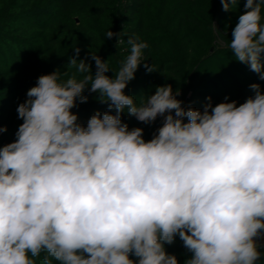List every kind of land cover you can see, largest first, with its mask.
Wrapping results in <instances>:
<instances>
[{
	"label": "clouds",
	"instance_id": "9594fccd",
	"mask_svg": "<svg viewBox=\"0 0 264 264\" xmlns=\"http://www.w3.org/2000/svg\"><path fill=\"white\" fill-rule=\"evenodd\" d=\"M231 36L235 60L264 80V0H245ZM113 37L128 45L118 70L74 47L16 108L22 123L0 145V264H179L166 248L177 237L184 264H264V90L202 109L171 84L138 99L125 89L142 64L157 71L150 45ZM93 93L107 109L85 125L73 109ZM124 115L161 123L146 140Z\"/></svg>",
	"mask_w": 264,
	"mask_h": 264
},
{
	"label": "trees",
	"instance_id": "16d2710c",
	"mask_svg": "<svg viewBox=\"0 0 264 264\" xmlns=\"http://www.w3.org/2000/svg\"><path fill=\"white\" fill-rule=\"evenodd\" d=\"M244 2L238 0L225 12L219 0H0V125L7 127L0 145L15 139L22 123L16 108L26 99V91L41 74L65 71L74 47L80 49L79 58H90L93 52L108 60L113 72L118 70L128 45L117 46L118 37L105 38L108 30L135 33L150 45L145 57L157 71L147 73L142 64L125 89L127 94L139 99L153 94L158 85L171 84L174 91L180 89L178 99L185 106L202 109L208 97L213 104L226 96L244 102L253 95L252 83L264 90V80L236 61L228 47ZM74 71L68 70L69 76ZM96 95L73 109L85 125L93 113L107 109ZM123 120L130 128H144L146 140L161 123L158 118L145 125L127 115ZM166 248L179 264L191 255L178 237Z\"/></svg>",
	"mask_w": 264,
	"mask_h": 264
}]
</instances>
